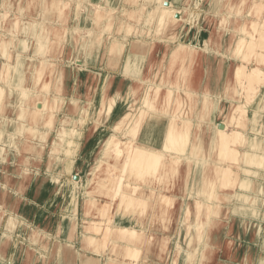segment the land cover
Returning a JSON list of instances; mask_svg holds the SVG:
<instances>
[{"label":"rangeland","instance_id":"1","mask_svg":"<svg viewBox=\"0 0 264 264\" xmlns=\"http://www.w3.org/2000/svg\"><path fill=\"white\" fill-rule=\"evenodd\" d=\"M61 1L63 3L59 6L51 0H0V84L6 90L0 108V264H82V254L96 257L101 255L99 264H105L109 257H115L117 251L105 250L99 254L93 251L94 246L87 245L82 238L83 219L87 216L84 199L86 191L99 177L106 175L103 170L105 164L100 168L97 165L104 156V141L112 132H116L119 137L127 134L129 118H124L122 124L118 125L119 132L115 131V124L126 111L138 113L146 96L143 80L165 83L171 79L177 82V74L184 64L182 57L188 55L183 52V56L173 63L172 71L169 70L166 57L173 45L160 38L172 37L178 42L192 21L188 24L180 22L167 35L152 26L150 33L144 32L145 37H141L157 42L158 45H152V51L141 62L133 63L132 70H126L128 55L138 31L121 30L119 23L122 19H129L140 27L144 25L147 10L139 6L143 0L109 1L120 17L112 23L110 29H105L101 46L97 49H94L96 45L89 46L86 50L80 49V41L76 43L75 36L66 37L68 28H73L75 31L72 33L76 32L79 39L90 41L92 34L103 31L104 28L101 23L91 22L90 10L97 11L99 7L95 3H107V0ZM152 1L154 0H145L147 5ZM168 1H173L176 10H180L177 11L178 17H185L187 9L200 10L197 22L203 29L198 30L195 26L196 29L188 32V37L191 40L198 37L203 39L202 42L210 41L208 46L201 43L199 46L202 47L193 52V63L196 62L193 73L186 78L191 81V87L193 85L200 88L206 82L205 87L209 86L218 91L217 94H221L227 85L235 86L239 81L235 73L237 62L234 63L233 58L240 56L236 51V42L243 26L238 15L247 14V7L240 10L242 4L237 0ZM252 2L254 1L250 0L253 8L247 21H244L245 24L248 20H257L258 15L253 12L261 8V5L257 6ZM125 3L139 6L136 12L143 19L138 21L135 17L119 15V10ZM63 5L68 6L69 10L64 16H60L58 9ZM137 13L132 14L137 16ZM233 14L239 19L234 18ZM14 20L27 23L25 27L28 28L19 29ZM32 22L35 23L33 31L30 26ZM55 31L59 35H55ZM102 34L104 36V32ZM41 35L49 40L45 43L37 41L41 39ZM125 35L123 54L118 56L114 51L109 52L110 40ZM3 42L8 44L7 51L11 53L9 58L3 53ZM38 45L41 46L40 49ZM150 46L151 43L148 47ZM205 46L214 53L215 50L218 51L217 55L207 53ZM19 50L22 55L17 57ZM222 52L224 55H221ZM40 59H48L55 65L43 69ZM251 64H255L253 59L249 60L248 66ZM49 78L51 90H43L42 85ZM179 78V83L182 84V76ZM262 86L264 93V84ZM21 87H26L32 95L29 104L32 108L51 98L59 99L51 125H47L43 119L36 123L37 130L32 132V119L22 116L20 109V105L28 104ZM134 88L136 90L133 92ZM107 95L116 97L117 101L112 103L110 113L99 114L98 108ZM185 97L188 108L190 100ZM165 101L163 96L156 100V104L161 107ZM211 101L215 102L214 99ZM174 104L175 102L170 108L175 107ZM259 106L260 102L252 108ZM191 108L187 115L198 120L200 110ZM168 112L172 113L173 110L169 109ZM247 114L248 122L252 110ZM223 121L222 114L216 113V125L225 126ZM261 121L257 128L246 132L249 138L256 134L264 137V129L260 127L264 126V119ZM22 123L27 126L20 128ZM233 126L230 124L229 128ZM258 127L261 129L258 130ZM207 136L210 135L205 137ZM218 160L214 154L211 161L202 168L210 169ZM192 163L190 167L188 164L183 165L177 177L171 178L173 187L170 190L179 195V198L167 216L168 220L156 222V237H160L156 238L157 241L152 243L147 252L142 251L141 261L151 264H264V204L236 196L241 193L250 197H264L260 196L262 193L237 185L227 191L217 185L215 189L219 193L209 200L204 196L207 194L198 196L202 193L200 190L193 198L218 202L219 206L215 213L211 212L212 208L207 212L206 205L203 206L198 220V211L189 192H195L198 187V179L202 176L201 165L198 167ZM204 174L213 179L216 177L211 171ZM209 187L211 186L206 188ZM223 194L229 195V198H225ZM102 197L106 198L104 195ZM237 205H245V208L240 209ZM188 206L191 210H187ZM257 209L259 211H255ZM115 222L130 225L132 219L116 214ZM197 223L202 227L199 228ZM165 234L170 238L168 243L162 244L161 239ZM177 243H180V252L177 250ZM188 252H193L194 256L188 257Z\"/></svg>","mask_w":264,"mask_h":264},{"label":"bare ground","instance_id":"2","mask_svg":"<svg viewBox=\"0 0 264 264\" xmlns=\"http://www.w3.org/2000/svg\"><path fill=\"white\" fill-rule=\"evenodd\" d=\"M51 1L56 2L59 6L63 3L61 0ZM78 1L80 0H76V2ZM109 1L112 2V0H107V3L97 2L95 5H98L99 9L97 11L90 10L91 14L89 17L91 22L101 23L102 27H104L103 31H97L92 34L90 41H85L79 39L76 32L72 33V31H75L73 28H68L66 37L69 35L75 36V41L77 40L76 43L80 41V49L82 50L88 49L87 47L89 46L96 45L94 49H97L99 45L101 46L106 33L105 29H110L112 23L116 22V19L120 17L117 16ZM186 1L189 2V0ZM253 1V4L261 5L258 11L253 12L256 16L258 15L257 20H252V22L248 20L249 22L245 24L244 21H247L253 7L250 5V0H237L238 3L242 4L239 8L240 10L247 7V14L238 15L243 21V26L236 42V51L240 56L239 58H233L234 63L237 62L235 73L239 82L235 86L227 85L221 94H217L218 91L216 92L209 86L205 87L206 82H204V86L198 88L193 85L191 87V81L186 80L190 73H193V66L196 62L193 63V52H197L202 47L199 46L201 43L208 46L210 42L208 40L202 42L203 39L198 37H194L191 40L188 37L189 33L196 29L195 26L198 30L203 29L197 22L199 20V14L197 13L200 10L194 8V10L190 11L187 9L184 15L186 18L178 17L177 11L179 9L176 10L173 1L154 0L147 5L145 0H143L139 6L145 7L147 10V17L143 20L144 25L140 27L129 19H122L119 23L121 30L130 32L134 29L135 32L138 31L126 64V70H132L133 63L135 64L136 61L141 62L145 55L150 50L152 51L154 44L158 45L157 42H151V40H146L141 36L145 37V33H150L153 27L158 32L167 35L168 31L173 30L180 22L188 24L192 21L188 27L186 26L187 32L181 34L182 39L178 42H176V39H171L172 37L166 38L165 36L160 38V40L170 42L169 44L173 45L166 57L169 70L172 71L174 68H172L173 63L183 56V52L188 53V55L182 57V64L183 62L184 64L181 65L182 69L177 74V82L171 79H168L165 83L143 80L146 94L143 105H141L138 113L134 114L132 111H126L116 122L115 131H117L118 125L122 124L124 118L130 119L127 134L124 133L122 137H119L116 132H112L107 136L104 141V156L97 163L99 168L102 164H105L103 170L106 175L99 177L86 191L84 199L86 205L85 214L87 216L83 219L82 238L86 240L87 245L94 246L92 247L93 251L99 254L105 250L107 252L108 250L117 251L115 257H109L110 259L106 260L105 264H151L147 261H141L143 259L142 251L147 252L152 243L157 241L156 238L160 237H156L158 235L157 230L154 228L156 227V222L168 220L167 216L175 207L179 195L170 190L173 187L171 178L177 177L183 165L188 164L187 166L190 167L192 162L194 166L199 167L201 165L202 176L198 179V187L195 192L189 190V194H192L190 198L194 201V206L198 211V220L201 218L203 206L206 205L207 212L211 208V212L214 213L218 210V202L211 203L200 198L204 194H207L204 196L209 200H212L214 196L216 197L219 193L215 189L217 185L227 191L237 185L256 192L260 191L262 193L260 196H264V137L256 134L249 138L246 133L252 128H257L258 122L264 119V103L262 102L264 93L261 90L264 84V14H262L264 13V0ZM92 2L94 3L95 1ZM139 6H131V4L125 3L122 5L123 8L119 10V15L135 17L139 21L143 19L136 12ZM183 8L186 9V7ZM58 10L60 11V16H64L69 7L63 5ZM132 13H137V16ZM2 16L4 17V14ZM233 17L236 18L237 15ZM153 21L154 24H152ZM14 24L19 29L28 28L25 27L27 23H21V21H15ZM34 25V22L30 23L32 31ZM40 26L42 27V25ZM0 30H2L1 27ZM102 32H104V36ZM143 33L144 35H142ZM55 35H59V32L55 31ZM40 38L37 41L40 40L45 43L49 40L44 38L43 35ZM125 38L126 35L112 38L108 51H114L118 56H121L125 49ZM154 39L155 37L152 40ZM24 41L26 43L27 38ZM150 43L151 49L148 47ZM7 46V42L2 43L3 53L5 57L9 58L11 53L7 51ZM38 46V49H40L41 46ZM206 46L204 50L207 53H214L211 48ZM217 52L215 50L214 54L217 55ZM20 55L22 53L19 50L17 57H20ZM221 55H224V52ZM250 59H253L255 64H251L249 67L248 62ZM39 61L43 69L55 65L48 59H40ZM181 76L182 84L179 83V77ZM21 88H23V93L25 91L24 95L28 99V104L20 105V109L22 116L32 119L33 123L30 127L32 132L34 133L37 128L35 126L36 123L43 119L47 125H51L55 116L56 106L58 108L59 99L51 98L48 99V102L37 103L38 106L35 105L36 107L32 108L29 105L32 101V95L29 94L26 87ZM42 88L46 91L51 90L50 78L43 83ZM134 90L136 88L133 89V92ZM5 93V88L0 84V108H2L1 103ZM163 96L166 101L160 107L156 104V100L163 98ZM184 96H186L187 100H190V107L188 108V104L184 101ZM197 97H199L198 100ZM191 99H195V101H191ZM211 99H214L215 102L213 103ZM103 101L104 103L98 108L99 114L102 112L110 113L112 111V103L117 101V99L114 96L107 95ZM173 102H175V107L170 108ZM194 102L196 104L193 105ZM259 102V107L252 108L254 104L256 105ZM42 106H47V108ZM191 107H193V110L194 107H196L195 110H200L198 120L193 116L187 115L189 110L192 109ZM169 109L170 111L173 110V112L169 113ZM251 110L252 115L247 122V113ZM183 111L184 113H182ZM215 112L222 114L223 123H226L225 126L219 127L216 125L214 122ZM207 115L208 118L206 119ZM230 124L234 126L229 128ZM260 125H262V121ZM23 126L26 127L27 125L22 123L20 128ZM260 127L264 129V126ZM260 127H258V130L261 129ZM62 131H64V126H62ZM207 134L210 136L205 137ZM151 135H156L158 139H155L156 137L153 138ZM214 154L219 159L215 162L214 167L210 169L202 168V166L211 161ZM207 171L213 172L216 177L213 179L212 176L205 175L204 173H207ZM243 173L252 176V178ZM217 180H219V183ZM169 183L170 185L168 186ZM209 185L211 187L206 188ZM203 187L204 189H202ZM200 190L203 194L199 193L198 195L197 193ZM102 195L106 196V198L102 199L104 198ZM194 195L200 197L193 198ZM223 195L225 198H229V195ZM236 196L239 199L250 198L252 201L264 204V197H256V195H254L255 197H250L241 193H237ZM237 206L240 209L245 208V205ZM187 208V210H191L189 206ZM116 214L131 218L132 222H130V225L116 223ZM10 223H13V220H10ZM200 226L202 227V225ZM200 226L199 228H201ZM165 227H167L166 224ZM169 238L170 236L165 234L163 239H161V243H168ZM177 250L178 252L181 250L180 243H177ZM81 256L82 264H99L100 260H102L100 258L101 255L96 257L90 254H82ZM187 256L192 257L194 253L188 252Z\"/></svg>","mask_w":264,"mask_h":264}]
</instances>
